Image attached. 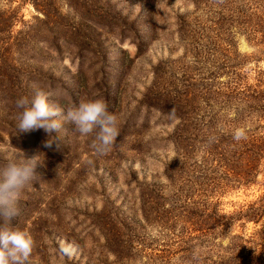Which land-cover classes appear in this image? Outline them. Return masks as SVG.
I'll list each match as a JSON object with an SVG mask.
<instances>
[{"label": "rangeland", "instance_id": "rangeland-1", "mask_svg": "<svg viewBox=\"0 0 264 264\" xmlns=\"http://www.w3.org/2000/svg\"><path fill=\"white\" fill-rule=\"evenodd\" d=\"M37 1L0 0L18 95L35 85L64 115L102 97L119 135L101 154L60 117L45 148L0 81V165L36 164L12 221L28 264H264V0Z\"/></svg>", "mask_w": 264, "mask_h": 264}, {"label": "clouds", "instance_id": "clouds-1", "mask_svg": "<svg viewBox=\"0 0 264 264\" xmlns=\"http://www.w3.org/2000/svg\"><path fill=\"white\" fill-rule=\"evenodd\" d=\"M32 98L20 96L15 100L19 109L16 117L19 132H31L43 129L48 139L43 147L51 149L59 142L52 139L63 127L62 119L71 121L81 136L95 133L93 148L103 154L113 145L119 135L117 117L108 110V104L102 97L81 99L67 108L66 115L58 106L50 103L49 94L33 86ZM240 132L236 138L239 139ZM35 158L26 160H8L0 165V264H28L34 247L30 233L12 223L19 215L18 200L25 186L36 175Z\"/></svg>", "mask_w": 264, "mask_h": 264}, {"label": "trees", "instance_id": "trees-1", "mask_svg": "<svg viewBox=\"0 0 264 264\" xmlns=\"http://www.w3.org/2000/svg\"><path fill=\"white\" fill-rule=\"evenodd\" d=\"M256 1H258V0H256ZM36 2H38V1L33 0L34 5H36ZM37 5H39V4L37 3ZM71 6H73L74 9L78 8L77 5L71 4ZM256 8H257L256 11H259L258 7H256ZM48 10H49L48 7L45 5V8H43L44 15H47V16L50 15V12ZM256 14H257V12L252 13L253 16H256ZM257 24H261V26L264 25V16L259 19V22ZM253 32H254V34L259 33L258 31H255V30ZM8 34L10 35V33H8ZM262 38L264 39V33L262 34ZM141 47L142 46H140V48ZM15 66H16L15 59L13 57H11L10 55H9V57H7L5 53L0 54V81H1L2 85L5 87H12L11 90L14 92L10 91V93L15 94V95L12 94L13 95L12 98L14 100H16L18 97H20L18 95L20 93V91H25V86H26V89L28 88V90H29V85H30V83L28 81L26 83H23V82H21L22 79L19 80V73L15 72L16 71ZM20 94L23 95L22 93H20ZM31 95L33 97L35 94H31ZM5 98H10V97L8 96V93L5 92V90H3V93L0 96V100L3 101ZM178 101H181V103H184V100H178ZM250 102H253L255 104V105H253L254 108L257 109L258 115L260 117H262L264 120V90H261V89L254 90L253 95L251 96ZM13 103H10V106H11L10 108L12 110H13L12 105H15ZM177 107L179 110L184 111V109L181 106L177 105ZM263 156H264V151L262 149L256 147V149L254 151V157L257 159H261V158H263ZM250 209L255 210V216L258 217V219L262 216V213L264 212V206L262 208L260 207L258 209L256 206L255 207L250 206ZM257 211H259L261 213L259 214V212H257Z\"/></svg>", "mask_w": 264, "mask_h": 264}]
</instances>
